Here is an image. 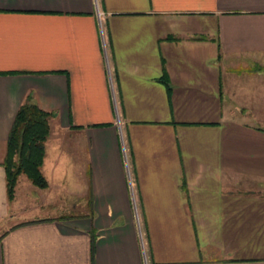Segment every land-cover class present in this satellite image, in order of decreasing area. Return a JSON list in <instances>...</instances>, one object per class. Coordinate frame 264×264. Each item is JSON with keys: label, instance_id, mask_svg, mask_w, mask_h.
<instances>
[{"label": "crops", "instance_id": "obj_1", "mask_svg": "<svg viewBox=\"0 0 264 264\" xmlns=\"http://www.w3.org/2000/svg\"><path fill=\"white\" fill-rule=\"evenodd\" d=\"M27 95L81 207L3 229ZM0 228V264H264V0H0Z\"/></svg>", "mask_w": 264, "mask_h": 264}, {"label": "trees", "instance_id": "obj_2", "mask_svg": "<svg viewBox=\"0 0 264 264\" xmlns=\"http://www.w3.org/2000/svg\"><path fill=\"white\" fill-rule=\"evenodd\" d=\"M52 116V113L39 109L30 95L26 96L17 109L6 140L2 163L8 202L14 198V188L19 176H23L37 189L47 187V182L41 174V165L44 156L43 145L49 135L48 120Z\"/></svg>", "mask_w": 264, "mask_h": 264}, {"label": "rangeland", "instance_id": "obj_3", "mask_svg": "<svg viewBox=\"0 0 264 264\" xmlns=\"http://www.w3.org/2000/svg\"><path fill=\"white\" fill-rule=\"evenodd\" d=\"M52 133L54 128L51 129ZM54 132L52 136H59ZM55 138V137H52ZM81 146H79V152L81 153ZM63 153H59L60 161L59 168L63 169L64 175L61 180V184L65 187L66 191L53 190L47 200L44 202V191L32 186L24 177L19 178L18 187L15 191V197L17 203H20L18 210L6 223H2L3 229L7 225L21 224L23 222L32 219H44V218H60L67 217L65 215L75 214L80 209V202L77 196H75V186L78 183V175H76L77 167L75 166V145L74 141H67L64 143ZM67 161L65 166L63 162ZM15 189V188H14ZM43 190V189H42ZM13 204L10 205L13 206ZM2 230V228H0Z\"/></svg>", "mask_w": 264, "mask_h": 264}, {"label": "built area", "instance_id": "obj_4", "mask_svg": "<svg viewBox=\"0 0 264 264\" xmlns=\"http://www.w3.org/2000/svg\"><path fill=\"white\" fill-rule=\"evenodd\" d=\"M139 238H140V236H139Z\"/></svg>", "mask_w": 264, "mask_h": 264}]
</instances>
